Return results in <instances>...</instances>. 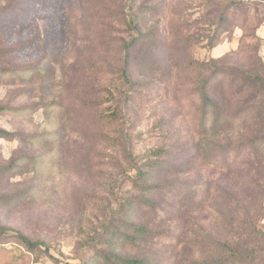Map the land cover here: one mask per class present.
<instances>
[{"label": "rangeland", "instance_id": "rangeland-1", "mask_svg": "<svg viewBox=\"0 0 264 264\" xmlns=\"http://www.w3.org/2000/svg\"><path fill=\"white\" fill-rule=\"evenodd\" d=\"M0 130V264H264V0H0Z\"/></svg>", "mask_w": 264, "mask_h": 264}, {"label": "trees", "instance_id": "trees-1", "mask_svg": "<svg viewBox=\"0 0 264 264\" xmlns=\"http://www.w3.org/2000/svg\"><path fill=\"white\" fill-rule=\"evenodd\" d=\"M203 96H204V99L208 100L210 103H213L212 100L206 96V94H204ZM8 135H10V133L0 130V136L1 137L8 136ZM263 142H264V137H256V138H252L251 140H249L245 143H240V144L236 145L235 147L239 148V149H243L242 152L247 153V151H249L248 153H249L250 157L248 158V156H247V159L249 162H251L254 159V156H255L254 154L258 152V150L256 148L259 147V143H263ZM250 151H253L252 154H250L251 153ZM137 173L139 174V171ZM2 232L3 231H1V233ZM5 232L6 231H4V233ZM131 232L132 233L130 235H128L129 241H132V243H135L137 241V243H138L139 239L135 238L134 236L143 235L145 233V229L142 225H133ZM15 237L20 243H22L23 245H25L29 249H35V248L39 247V245L43 244L40 241H34V240L29 239L27 236L23 235L22 233H16ZM225 247L227 248L228 258H225L223 262H225V263L233 262L232 260H234L235 256H237L239 253V245H231V244L226 243ZM44 250H45V252H47L46 247L44 248ZM116 256L119 257L122 264H145L144 260L141 258H121L119 255H116ZM218 262H220V261H218ZM200 264H211V263L203 262Z\"/></svg>", "mask_w": 264, "mask_h": 264}]
</instances>
